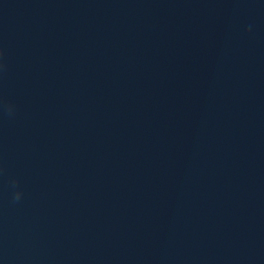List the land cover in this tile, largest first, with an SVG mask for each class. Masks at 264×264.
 <instances>
[{"label":"clouds","instance_id":"clouds-1","mask_svg":"<svg viewBox=\"0 0 264 264\" xmlns=\"http://www.w3.org/2000/svg\"><path fill=\"white\" fill-rule=\"evenodd\" d=\"M250 30V29H249ZM20 193L16 194V199H19Z\"/></svg>","mask_w":264,"mask_h":264}]
</instances>
